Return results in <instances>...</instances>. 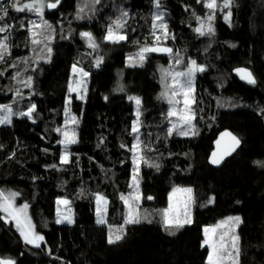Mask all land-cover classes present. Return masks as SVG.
Returning <instances> with one entry per match:
<instances>
[{
    "label": "trees",
    "instance_id": "obj_1",
    "mask_svg": "<svg viewBox=\"0 0 264 264\" xmlns=\"http://www.w3.org/2000/svg\"><path fill=\"white\" fill-rule=\"evenodd\" d=\"M12 2L0 0L8 11L0 26L11 25L0 33L8 45L0 60V105H11L13 112L10 123L0 124V190H14L18 202L29 204L44 240L39 247L28 245L0 212V258L15 264H207L203 226L239 214L238 264H264V0H233L231 8H217L211 35L195 31L201 22L207 30V0H159V7L156 0H62L54 11L45 8L43 17L17 12ZM157 15L167 25V39L154 26ZM117 19L126 39H104ZM41 20L51 28L33 29L41 33L34 37L29 21ZM84 30L92 33L96 49L80 37ZM155 45L172 52H146L136 62L142 48ZM192 60L204 69L192 80L194 118L184 128L187 135L169 134L177 118L167 116L172 106L160 97L161 69L186 71ZM73 64L88 75L83 99L73 95L74 114L65 116ZM236 69H247L256 83L241 79ZM130 97L141 101L135 163L137 116ZM32 105L31 117L19 115ZM65 125L76 139L67 146L66 163L60 143ZM223 129L236 134L241 146L215 168L207 160ZM135 166L143 197L140 222L126 224L121 195L134 189ZM174 185L192 190V221L166 228L163 211ZM97 194L108 201L105 223L97 222ZM210 196L213 203L205 205ZM59 197L70 200L72 223L55 220ZM121 226L123 238L109 243L111 231L121 234Z\"/></svg>",
    "mask_w": 264,
    "mask_h": 264
},
{
    "label": "snow or ice",
    "instance_id": "obj_2",
    "mask_svg": "<svg viewBox=\"0 0 264 264\" xmlns=\"http://www.w3.org/2000/svg\"><path fill=\"white\" fill-rule=\"evenodd\" d=\"M96 3H99V0H95ZM60 3V0H55V3L46 2V0H30L28 3H24L23 0H13L11 7L15 9L17 12H33L39 17H43L45 8H56L57 5ZM233 4V0H224L223 4H217V0H207L205 3V7L210 10V14L207 16V30L204 31V24L201 22V27L195 29L197 33L200 35L209 34L211 35L214 32V29L211 25V21L214 19L215 10L217 8H231ZM156 5L159 7V0H156ZM83 11V8L80 9ZM0 20H3L7 14V8H4L0 5ZM122 16H127V13H122ZM231 16V13H227L225 15V19L228 20ZM197 19H200L199 17ZM156 21H160L158 25H154L155 27H159L164 30V38L167 39V25L163 23V17L161 15H157L155 17ZM32 24V28L29 31L32 32V35L38 36L41 33L34 31L33 29H42V28H51V25L48 24L46 20H41L40 24H36L34 21H29ZM11 25H2L0 26V33L7 32ZM124 24L120 19H117L113 22V24L109 25L107 29V35L104 39L118 42L120 40L126 39L124 35L119 34V29L123 28ZM115 29V31H114ZM82 37L87 38L88 44L92 48H96L97 44L95 43V39L90 32H83L80 34ZM7 40V36L3 39H0V60H3L5 55L8 52V45L5 42ZM160 37H157V41L159 42ZM34 44L41 43L39 39H33L32 41ZM51 49H49V52ZM161 51L165 53H171L172 49L170 48H142L140 52L137 54L139 57L138 61L136 62H143L145 59L146 52H156ZM132 58L130 57V61ZM182 61L180 59L176 60V64H180ZM99 64V61L97 62ZM203 67L196 64V61L192 60L189 62L186 71L182 72H175L170 73L167 70L164 71V79L165 81L171 77L172 83L165 84L166 91L163 92L161 95L168 99V103L172 106L170 107L167 116L169 118L176 117V122L172 124V127L169 128L168 132L171 134L174 130H179L180 134L187 135V131H184L185 127L191 125V121L194 118V114L192 112L191 105L195 103V99L192 95V80L195 72L203 71ZM73 71H79L82 76L86 77L88 75L87 72H84L83 69H77L76 66H73ZM236 71L241 75V79L246 80L249 84H255V78L253 77L252 73L249 72L247 69H236ZM183 78V79H181ZM76 89L72 88L71 85L69 86V91H75ZM83 99V96L79 97ZM130 99H134L137 105V112L136 116L137 119L133 121L132 132L136 135V143L132 145L131 151L134 153V163L137 159V153L139 151L140 139H139V130L141 121L139 119L141 112L139 105L141 103L139 98L130 97ZM183 104L182 108H177V105ZM35 109V105L29 107L27 112L19 113L21 116H29L31 117L32 112ZM0 110H2L5 114L0 115V124L10 123L11 116L13 114L11 105H0ZM72 123H78L76 117H72ZM56 131H61L57 129ZM194 134V133H193ZM223 136H228L231 138L232 145L231 150L234 151L235 147L240 144V141L237 137L233 136L231 133H222ZM64 139L60 141V143L65 145V154L61 157L62 162H67V146L70 144L76 143L75 133L69 134V131L65 130L63 132ZM219 144V141L217 142ZM230 152H225L224 155H228ZM142 159V157H140ZM223 159V156L217 158L216 153H213V164H218ZM158 167V166H157ZM138 167L134 168L133 170V177H132V185L135 189L133 193H130L128 196L121 195V199L124 201L125 205L128 207V212L126 215L125 223L126 224H133L140 222V216L137 208L134 206L136 202L140 200V195L138 194L139 191V180H138ZM178 191H184L187 193H191V189H173V193ZM19 195L18 193L9 192L5 194L3 190H0V212H3L4 219L14 220L16 223L17 228L20 230L21 236L24 238L25 242L28 244H32L36 247L40 246V242L44 240V237L37 234L35 232V226L31 223L30 218L27 216V208L28 205H20L16 206L15 204V197ZM172 198V194H170V200ZM151 199V197H148ZM97 200V215L99 217L98 223H105L104 214L106 213V205L107 200L100 194L96 195ZM58 203H63L67 205L69 202L67 200L58 201ZM191 204V196L188 197L187 201L183 204L184 212H183V219L180 218L179 215L170 217L169 211L171 209V205L169 209H165L163 211L164 215V225L166 228L176 227L180 228L183 227L186 223H191L190 215H189V208ZM103 205V207L101 206ZM62 220H67L71 222L70 216H63L62 219H58L57 223L62 222ZM240 223V217H228L226 220L221 221L218 225L214 227H206L204 229L205 239L204 245L208 246L209 252L207 257V264H238V256H239V247H238V239L239 237L235 234L234 228L236 225ZM221 229L222 231L218 232L217 230ZM121 234H115L114 237L112 234L109 235V243H115L123 238V226L121 229L118 230ZM0 264H15V261L6 258H0Z\"/></svg>",
    "mask_w": 264,
    "mask_h": 264
},
{
    "label": "rangeland",
    "instance_id": "obj_3",
    "mask_svg": "<svg viewBox=\"0 0 264 264\" xmlns=\"http://www.w3.org/2000/svg\"><path fill=\"white\" fill-rule=\"evenodd\" d=\"M30 2V0H27L25 1L24 3H28ZM46 2H49V1H46ZM50 3V2H49ZM83 32H90V31H82L81 33ZM80 33V34H81ZM91 33V32H90ZM80 37L84 40V42L86 43V45L88 47L89 44H88V41H87V38L85 37H82L80 35ZM95 43L97 44L96 40H95ZM97 47H98V44H97ZM96 47V48H97ZM92 48V47H90ZM96 48H92V49H96ZM76 66L77 69H83V67L81 65H76V64H73L70 68V79H69V84H68V95L66 96V107H65V112H64V115L65 116H69V115H73L74 113L70 110V107H69V102L72 100L73 98V95H75L77 98H79L82 94V92L84 91V85H85V80H86V77L82 76V74L79 72V71H76L74 72L73 71V66ZM168 69L167 68H162L161 69V90H160V97H162L163 99L165 100H168L167 98L163 97L161 94L163 92L166 91V88H165V84H171L170 81L167 79L165 81L164 79V71ZM84 72H87L86 70L83 69ZM71 85L72 88L76 89L75 91H72L70 92L69 91V86ZM137 98V97H135ZM134 111L135 113L137 112V105H136V102H135V107H134ZM65 122H69V119H65ZM63 130L61 131L62 133V136H63V132L66 129V125L63 126ZM68 128V127H67ZM70 134V133H69ZM71 135V134H70ZM63 139H64V136H63ZM62 139V140H63ZM135 168H137V166H135ZM133 177V176H132ZM173 189H190L188 186H184V185H174L170 192H169V198H168V204L166 206L165 209H169V206L171 205V209L169 211V216L170 217H174V216H177L179 215L181 219H183V212H184V208H183V204L187 201L188 197L191 196V193H187V192H184V191H178V192H175L173 193ZM5 192V194L9 193V192H12V193H17L16 191L14 190H3ZM135 191V189H133L130 193H133ZM138 194L140 195V200L138 202L135 203V207L138 209L139 208V205L142 204V200H143V197H142V194L141 192L138 191ZM170 194H172V198L170 200ZM101 195V194H100ZM103 196V195H102ZM17 197L18 195L15 197V204L16 206H20V205H24V204H27L28 205V208H27V216L30 218L31 220V223L35 226L34 222H33V219H32V216H31V213H30V206L27 202H18L17 201ZM105 197V196H103ZM106 198V197H105ZM64 200H67L69 203L67 205L63 204V203H58V201H64ZM107 200V199H106ZM191 201H192V196H191ZM214 201V197L213 196H210L208 198V200L205 202V205H208V204H212ZM107 204H108V201H107ZM103 207V205H101ZM107 207V205H106ZM127 208V211L128 212V207L126 206ZM191 204H190V208H189V215H190V219L192 221V218H191ZM2 213V218L4 217V213ZM63 216H70L71 217V222H68L67 220H62V222H66V223H72L74 221V218H75V213H74V208L70 202V200L68 198H65V197H59L56 199V203H55V220L57 221L58 219H62ZM96 216L98 217L97 215V200H96ZM228 217H240V222H241V216L239 214L237 215H228V216H225L223 218H220L218 221H216L215 223H212V224H208V225H204L203 226V232H204V229L206 227H214L216 225H218L221 221H224L226 220ZM99 218V217H98ZM4 219V218H3ZM5 221H8V222H12L14 227L17 229L18 233L20 234V230L17 228L16 226V223L14 220H11V219H4ZM239 225V224H238ZM238 225L235 226L234 228V232L235 234L238 236L237 234V228H238ZM218 232L222 231L221 229H218L217 230ZM35 232L41 236H43L35 227ZM114 237L115 234H117V231H115L114 229L111 231V233ZM109 234V235H110ZM205 235V234H204ZM21 236V234H20ZM22 237V236H21ZM23 241L25 242L24 238L22 237ZM205 239V238H204ZM108 240H109V237H108ZM26 243V242H25ZM42 242H40L41 244ZM238 243V241H237ZM28 244V243H27ZM204 244V243H203ZM30 246H34L32 244H28ZM36 247V246H34ZM208 247V246H207ZM209 250V248H208ZM208 257V256H207ZM207 262V260H206Z\"/></svg>",
    "mask_w": 264,
    "mask_h": 264
},
{
    "label": "water",
    "instance_id": "obj_4",
    "mask_svg": "<svg viewBox=\"0 0 264 264\" xmlns=\"http://www.w3.org/2000/svg\"><path fill=\"white\" fill-rule=\"evenodd\" d=\"M62 0H60V3L57 5L56 8H47L49 11H54L56 10L60 4H61ZM51 3H55V1L51 2ZM154 47H157V48H164L166 46H163V45H155ZM166 48H170V47H166ZM171 49V48H170ZM155 53L157 54H163V55H169L170 53H165V52H161V51H156ZM222 133H231L233 136L237 137L239 139V137L234 134L230 129H223L221 130L218 135L216 136L214 142H213V148L211 150V152L209 153V156H208V164L212 167H215V168H219L221 167L225 162L226 160H228L229 158H231L236 152L237 150L239 149V147L241 146V140L239 139L240 141V144L238 146L235 147V150L232 151L231 150V145H232V141H231V138L228 137V136H223L222 137ZM219 141V144L217 143ZM225 152H230V154L228 155H224ZM213 153H216V156L217 158H219L220 156H223V159L221 160L220 163L218 164H213L212 163V159H213Z\"/></svg>",
    "mask_w": 264,
    "mask_h": 264
}]
</instances>
